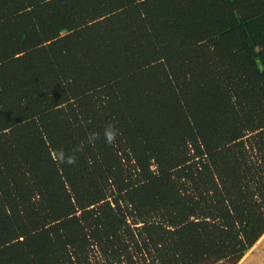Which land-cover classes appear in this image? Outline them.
Here are the masks:
<instances>
[{"label": "trees", "instance_id": "trees-1", "mask_svg": "<svg viewBox=\"0 0 264 264\" xmlns=\"http://www.w3.org/2000/svg\"><path fill=\"white\" fill-rule=\"evenodd\" d=\"M263 234L264 0H0V264H237Z\"/></svg>", "mask_w": 264, "mask_h": 264}, {"label": "clouds", "instance_id": "clouds-1", "mask_svg": "<svg viewBox=\"0 0 264 264\" xmlns=\"http://www.w3.org/2000/svg\"><path fill=\"white\" fill-rule=\"evenodd\" d=\"M119 134L118 129L115 127L114 124L109 123L104 130V142L106 145L111 146L112 144H114L116 142V137ZM100 139V135L98 133H92L90 135V137L88 138V143H94L96 140ZM83 150V146L82 144L77 146L74 150H73V155L70 156H65V154L63 153V151H59L57 153V160L60 163H66L68 165H73L76 163L77 160V156L75 155V153L80 152Z\"/></svg>", "mask_w": 264, "mask_h": 264}, {"label": "rangeland", "instance_id": "rangeland-1", "mask_svg": "<svg viewBox=\"0 0 264 264\" xmlns=\"http://www.w3.org/2000/svg\"><path fill=\"white\" fill-rule=\"evenodd\" d=\"M227 264V263H221ZM237 264H264V234L244 254Z\"/></svg>", "mask_w": 264, "mask_h": 264}]
</instances>
